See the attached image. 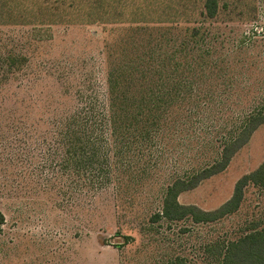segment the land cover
<instances>
[{
  "label": "rangeland",
  "instance_id": "rangeland-1",
  "mask_svg": "<svg viewBox=\"0 0 264 264\" xmlns=\"http://www.w3.org/2000/svg\"><path fill=\"white\" fill-rule=\"evenodd\" d=\"M128 63L169 96L151 138L105 145L107 76ZM261 107L264 0H219L213 17L205 0H0V264H222L229 241L264 227V182L214 220L153 217ZM262 163L264 124L178 199L214 210Z\"/></svg>",
  "mask_w": 264,
  "mask_h": 264
},
{
  "label": "trees",
  "instance_id": "trees-1",
  "mask_svg": "<svg viewBox=\"0 0 264 264\" xmlns=\"http://www.w3.org/2000/svg\"><path fill=\"white\" fill-rule=\"evenodd\" d=\"M205 12L208 17L215 16L219 12V0H205ZM199 32L198 28H193L194 36L198 35ZM129 64L123 66L128 74H125V71L120 72L116 69L109 71L107 76V100L111 113L108 119L110 124L108 132L109 140L104 134H101L102 139L105 137V145L113 141L117 147V145L123 146V142L126 139H133L135 143H139L140 140L151 138L156 127V118L152 116V113L157 110L155 104L164 100L160 97L162 96L160 93L169 96L168 90L163 91L161 89L165 85L163 81L152 82L149 80V76H135V66ZM135 91L145 92V95L148 96H145L146 98L144 96L137 98ZM154 96L157 98H154ZM122 107L124 108L126 118L129 119L128 122L126 121V125L123 126L125 132L121 129L118 131L120 127L119 120H122L119 110ZM128 109L136 111L128 114ZM261 124H264V107L256 109L245 119L236 135L225 142L220 158L217 161L198 170L189 179L180 177L174 179L173 183L168 185L166 189L162 213L156 214L153 218L156 219L162 215L166 219L174 220L191 215L195 221L201 222L214 220L237 209L243 197L244 187L250 181L254 183L264 182V163L253 172L241 177L236 183L232 196L214 210L207 211L194 204L181 203L178 196L181 192L196 187L204 179L223 171L234 154L249 141L253 132ZM119 136L122 138L120 139ZM100 142L97 136L92 140L93 157L98 154ZM81 150H83V147H81ZM89 152V150H85L83 156H88ZM2 221L3 215L0 212V222ZM218 254L222 258V264H264V227L250 231L235 240L229 241L225 247L220 249ZM167 264L194 263L176 257L171 259Z\"/></svg>",
  "mask_w": 264,
  "mask_h": 264
}]
</instances>
